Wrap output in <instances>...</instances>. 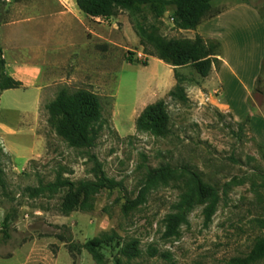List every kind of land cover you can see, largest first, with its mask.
<instances>
[{"label":"rangeland","instance_id":"rangeland-1","mask_svg":"<svg viewBox=\"0 0 264 264\" xmlns=\"http://www.w3.org/2000/svg\"><path fill=\"white\" fill-rule=\"evenodd\" d=\"M238 1L255 7L264 22V0H214L212 12ZM17 2L0 0L2 22L26 12ZM158 10L153 5H142L141 9L120 10L113 17L101 18L94 22L101 34L96 41L87 36L82 38V21H74L71 31L55 23L53 26L62 34L49 53L45 35L52 23L46 17L48 13L42 12L44 8L26 15H45V19L27 22L22 18L4 29L9 47L19 46L18 55L25 60L50 58L54 56L53 49L61 57L73 52L80 55L75 57L73 53L75 59L52 71L55 83L44 90L36 114L35 134L41 138L36 150L28 140L26 124L32 118L34 95L20 88L0 94V165L5 179V185L0 187V206L4 210L0 221V264H96L83 246L95 237L105 238L98 249L103 264H117V258H121V264H237L235 259L248 255L257 238L264 236V145L255 139L250 123L236 121L224 106L232 102L239 110L250 108L247 116L251 113L264 116V83L263 93L257 91L255 83L242 103L248 74L257 71V66L254 69L257 55L247 49L242 58L248 67L235 66L237 76H230L228 81L232 90H239V95L232 101L228 95L221 98L219 84L210 82L212 70L220 65V56L214 55L189 59L176 68L170 64L183 80L187 101L173 98L169 91L157 99L160 79L174 80V75L165 63L150 59L145 65L129 54V49L148 54L157 42L189 46L197 35L194 29L177 25L171 5L161 15ZM139 25L151 37L149 47L141 44L136 33ZM245 25L239 41L252 45L253 28ZM110 35L119 42L115 46L106 41ZM242 47L244 50L249 46ZM207 60L212 61V69L203 76L196 64ZM263 62L264 57L258 77L264 79ZM63 87L92 90L102 101L104 128L92 148L71 146L49 123L47 106ZM159 99L166 101L170 115L171 133L167 136L139 131L136 127L142 104ZM256 123L264 129L262 121ZM92 154L97 156L105 175L121 185L81 195L77 207L65 213L62 205L68 187L61 183L96 180ZM166 166L174 168L178 176L155 185L136 202L148 171ZM185 168L196 170L206 183L217 187L221 200L210 223H205L204 204H199L178 234L167 236V216L185 190L180 174ZM7 214L9 226L2 230ZM133 239L144 254L128 260L121 256L119 248ZM150 246L169 252L170 259L149 256ZM253 264H264V259Z\"/></svg>","mask_w":264,"mask_h":264},{"label":"trees","instance_id":"trees-1","mask_svg":"<svg viewBox=\"0 0 264 264\" xmlns=\"http://www.w3.org/2000/svg\"><path fill=\"white\" fill-rule=\"evenodd\" d=\"M21 1V0H14ZM214 0H77L79 8L89 16L110 18L118 14L120 10L141 9L142 5H153L158 7V13L161 15L166 10L167 5L173 9V17L177 25L184 29H196L197 26L205 19L212 17L222 10L212 12V2ZM3 21L0 15V23ZM136 33L141 39V44L145 47L151 40L144 26H136ZM150 38V40H149ZM151 45V44H150ZM153 49L147 51L148 55L155 56L168 64L182 66L189 59L200 60L210 55L221 56L222 45L219 41L206 42L205 39L197 34L194 41L188 46H183L179 42L163 43L157 42ZM133 54L132 52H130ZM147 65V62H143ZM264 67V62H263ZM198 72L207 76L212 69V61L207 60L204 63H197ZM264 69V68H263ZM177 83L169 91V95L181 101H187L183 80L179 78L177 70L174 69ZM264 79L258 77L256 80L257 91L263 93ZM22 82L15 79L6 70V61L3 57V51L0 47V94L8 89L20 88ZM49 111V123L56 131L65 138L71 145L76 147L92 148L96 145L100 134L104 128L103 121V104L100 97L92 90L80 88L70 90L63 87L58 92L55 99L47 106ZM251 115H248L243 121L249 124ZM242 123V122H241ZM136 127L139 131H149L157 136H167L171 133L170 115L167 103L164 99H159L149 103L142 110L136 119ZM94 161V172L96 180H81L77 183L65 181L61 183L68 187V193L64 197L63 211L70 213L78 203L81 195H87L91 192L99 191L103 188L113 189L120 186L121 183L108 178L102 168L100 161L95 154L91 155ZM181 176L184 177L185 190L181 194L179 201L175 204L174 211L166 219V235H177L182 224L188 221L190 212L199 204H204L205 223L211 222L219 202L221 200L220 190L206 183L200 173L191 168H185ZM178 176L177 171L169 166L151 168L144 180L138 199L144 198L145 193L161 182ZM5 185L4 170L0 165V187ZM127 206V205H126ZM10 217L5 215L2 221V230L9 226ZM264 224V220L262 221ZM6 236L9 233L5 230ZM64 240L62 234L58 235ZM107 237V236H106ZM114 240L113 237L109 238ZM105 238L95 237L88 240L83 246L92 254L96 264H103V259L98 249L104 244ZM120 243V242H119ZM121 256L128 260L141 257L144 251L139 247L136 239L124 242L119 248ZM149 256H162L170 259V253L161 252L157 247L150 246L147 250ZM264 259V236L257 238L251 251L245 257L236 258L237 264H253ZM121 258H117V264H121Z\"/></svg>","mask_w":264,"mask_h":264},{"label":"crops","instance_id":"crops-1","mask_svg":"<svg viewBox=\"0 0 264 264\" xmlns=\"http://www.w3.org/2000/svg\"><path fill=\"white\" fill-rule=\"evenodd\" d=\"M36 3L39 4L37 5ZM13 4L10 5V10L12 9ZM17 4L25 7L26 12H22L23 15L18 16V18H11V20L0 23V47L2 48L3 57L6 61L7 72L15 79L22 82V86L20 87V89L29 90L34 95L32 99V118L31 120H28L26 124L29 126L28 140L34 143V149L36 150L38 144L41 142V138L39 139V137H37V135L35 134V120L37 117L36 114L37 112H39L44 90L48 86H52L55 83L56 77L52 71L58 68L60 64L70 62L71 60L75 59L74 56L77 57L80 54L77 52H73L75 54L74 56L72 55L73 53H71L67 56L61 57L56 55V51L53 49L52 51L54 52V56L50 58L46 57V59H43L42 61H28L18 55V53L21 52L19 46H14L11 48L9 47L6 39V34H4V29L7 28V26L13 25L14 22L16 23V20L22 18L26 19L27 22L45 19V15L41 17H35V13L26 15V13L33 12L39 7L44 8V11L42 12L48 13L46 17L50 18V22L52 23V26L46 29L47 31L45 35L46 42L48 44L46 50L47 53H49L48 51L54 47L56 39H58V37H60L62 34V32L58 31V28L53 26V24L61 23L64 27H67V31H71V24L74 21H78L80 23L82 21V27H84L82 29V38L85 39V36H87L90 41H96L100 39L101 34L99 28L95 25L94 22L99 20L100 17L87 15L79 8L77 0H21L18 1ZM38 24L44 25L41 23ZM47 24L48 22L46 23V25ZM245 24L253 28L252 30L254 33L249 28L250 33H253L254 35L252 45H250L248 42L240 43L239 41V37H241V35L239 36L241 28H247L245 27ZM193 32L201 35L204 38L210 37L213 39H218L221 43L222 54L220 56V65L212 70V73L210 75V82L212 83V85L219 84V96L223 98V96L225 97L228 95V97L230 98L229 101H232L235 95H239L237 94L239 90H232L233 86L232 84H229L228 80L230 76H237L236 67H245V65L246 67H248L247 63L243 62L242 54L247 52L245 51L247 49H249L248 53H252L253 51L256 53L257 58H255L254 69L255 66H257V71L255 72V70H252V72L248 74V84H244L245 95L242 99V103H245L247 95L250 94L252 87L258 79V69L260 68L264 57V22L259 11L248 2L238 1L222 9V11L218 14L209 17L205 21L201 22L197 26V28L193 30ZM243 37H245V35H243ZM123 40L124 43L127 42L125 39ZM136 40V45H138L139 41L137 37ZM106 41L110 46H115L119 43L118 40L111 35L106 39ZM245 45L249 47L243 50L242 46ZM126 48L129 47L126 46ZM129 50L136 51L135 49ZM150 59H155L157 62L165 63L169 67V72H171L175 77L173 66L158 57L150 55L148 58V63ZM45 69L47 70V72H44ZM176 83V77L174 80L161 78L159 87L156 90L157 99L164 96L166 92L173 89ZM146 105L148 104H142L141 108H139L138 110V113L141 112ZM224 106L228 108L234 119L239 122L244 121L247 114L250 112V108H246L245 111L241 109L239 110L238 107L233 105L232 102L225 103ZM257 120H260L264 123V116H259L257 114L251 113V132L258 143L264 145V129H261L259 127L258 123H256ZM33 134H35L36 137H33ZM2 141L6 150L9 151V149L5 145L6 143L4 139ZM3 211V208L0 206V221L3 217Z\"/></svg>","mask_w":264,"mask_h":264},{"label":"built area","instance_id":"built-area-1","mask_svg":"<svg viewBox=\"0 0 264 264\" xmlns=\"http://www.w3.org/2000/svg\"><path fill=\"white\" fill-rule=\"evenodd\" d=\"M101 18H106V17H100L99 19H101ZM130 52H132L133 55H135L136 58L141 60L142 62H148L149 55L146 54L145 52L140 51V50L139 51H134V52L130 51ZM130 52H129V54H131ZM216 92H218V91H216Z\"/></svg>","mask_w":264,"mask_h":264}]
</instances>
